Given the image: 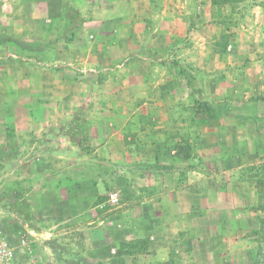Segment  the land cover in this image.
<instances>
[{"label": "crops", "instance_id": "crops-1", "mask_svg": "<svg viewBox=\"0 0 264 264\" xmlns=\"http://www.w3.org/2000/svg\"><path fill=\"white\" fill-rule=\"evenodd\" d=\"M99 6H103L100 19L96 10L88 19V11ZM67 7L85 18L81 28L86 34L92 32L86 30L87 25L95 24L100 39L108 33V39L116 41L121 33L110 31L111 26L124 25L127 49L122 51L119 42L92 53L80 49V55L75 49L82 59L72 65L91 81L87 75L100 77L109 70V62L131 55L125 71L121 75L115 71L116 77L109 78L112 82L119 76L116 84L128 89L121 100L120 123L108 108L117 100L108 89L89 96V88L97 89L103 83L67 84L61 69L52 68L61 64L65 49H74L71 46L79 38L71 43L61 39L69 20ZM0 8L8 9L0 15V33L11 38L0 42V54L10 56V66L14 58L25 55L19 76L0 64V147L7 145L8 133L25 138L11 150L21 169L11 165L3 171L1 187L20 195L31 207L32 212H26L28 220L19 225L22 230L43 241L56 232H66L64 225L80 230L85 259L65 255L68 264L84 260L88 264H242L243 210L221 201L223 196L238 194L233 179L217 181L204 172L191 177L188 158L175 150L181 138L193 140L191 130L177 133L169 128L160 133V126L136 128L140 119L150 116L154 120L157 114L148 108L151 101L138 97L147 72L132 54L137 52L134 42L147 37L137 28L146 27L147 19L167 39L184 34L191 23L206 39L210 32L232 34L237 21L258 25L256 29L264 33V0H0ZM37 12L43 19L36 18ZM6 42L18 43L20 53L7 50ZM30 43L39 47L31 49ZM54 50L59 59L47 61ZM8 76L13 78L6 81ZM77 87L81 91H75ZM67 88L72 95L66 94ZM91 102L93 108L82 119L73 115L76 108ZM157 102L161 100L154 97L152 104ZM82 133L89 148L76 142ZM113 169L120 173L114 174ZM114 186L120 188L122 202L104 207L100 197ZM30 214L39 226L32 223ZM13 216L16 228V212Z\"/></svg>", "mask_w": 264, "mask_h": 264}, {"label": "rangeland", "instance_id": "rangeland-1", "mask_svg": "<svg viewBox=\"0 0 264 264\" xmlns=\"http://www.w3.org/2000/svg\"><path fill=\"white\" fill-rule=\"evenodd\" d=\"M102 8L103 6L91 8L87 18L92 19L93 11L96 10L100 19ZM7 10L0 8V15L6 14ZM38 15L41 14L37 12L36 18L43 19L42 15ZM149 22L151 21L147 19L144 28L137 25L139 30L145 31L147 37L141 36L139 43L134 42L137 52L132 55L144 63L141 67L147 72L145 84H139L138 97L143 98L142 102L151 101L148 108L151 107L157 116L154 120L150 116L140 119L136 128L151 130V126H160V133H166L169 128H174L177 133L185 129L191 130L193 140L189 137L181 138L175 144V150L188 158V172L191 177L196 178L204 172L205 176L217 181L233 179L234 190L238 194L234 197L223 196L221 201H230L233 207L243 210L245 251L241 259L242 264H264V33L256 29L258 25H246L245 22L238 24L237 21L234 23L237 30L232 34L210 32L211 37L206 39L201 31H194L197 27L191 23L184 34L167 39L165 34H158V26ZM179 26L182 27V24ZM243 26L250 30H245ZM87 29L92 32L86 34L85 30L80 28L81 32L75 36L79 38L75 41L76 44L71 46L74 49H65L61 64L58 67L53 65L52 68L61 69L62 78L67 84H90L95 80L103 83L97 89L96 86L89 88V96L103 94L102 89H108L109 94L117 98L108 108L115 118L114 121L120 123L121 100L128 95V89L116 84L119 76L113 79V83L109 78L114 77L118 71L119 75L125 71L127 64L132 60L131 55L124 54L117 57L115 63L109 62V70L100 77L87 75L86 77H92L91 81L81 77L83 72L72 65L80 58L76 55V51L79 53L80 49H88L92 53L100 47L109 49V46L118 44L117 42L122 51L123 47L127 49L122 34L126 30L124 25H112L110 31L121 33V38L113 42L108 39V33L103 39L96 37L95 24H88ZM15 44L14 46L10 45V42L4 43L7 50L18 53L20 45ZM106 44L109 45L108 48ZM206 49L210 52H205ZM52 52L47 57L49 62L59 59L57 52ZM80 54L81 52L78 55ZM22 57L13 59L12 69L10 56L2 53L0 64L3 69L6 64L11 73L19 76ZM12 78L8 76L6 81ZM78 87L74 89L77 92L81 91ZM70 91L71 88H67L66 94L72 95L73 92ZM154 97L161 100L155 106L152 104ZM117 101L120 102L116 104ZM93 106V102L86 103L76 108L73 115L82 119L85 112ZM85 107L88 109L85 110ZM144 108H147V105ZM22 142H25V138L7 134L6 144L10 148L17 149ZM76 142L84 149L90 147L84 133L78 135ZM15 154L10 151L0 159V227L9 242L16 247V264H68L64 261L65 255L71 254L85 259L80 230L64 225L66 232L55 231L48 241H43L38 236L26 234L19 226L26 221V212H32L31 207L28 209L29 206L27 207L25 199L20 195L1 187V177H5L2 176L3 171L5 173L11 165L21 169V164L14 162ZM183 171H179L180 176ZM113 172L120 173L119 169H113ZM114 190L120 195L117 205H111L107 200L108 192ZM228 198L231 199L227 200ZM100 202L104 207L120 205V188L108 187L100 197ZM14 212L18 222L16 228L12 225L15 220ZM30 217L32 223L39 226L32 214ZM21 239H25L26 243L22 245ZM79 264L88 263L84 260Z\"/></svg>", "mask_w": 264, "mask_h": 264}, {"label": "trees", "instance_id": "trees-1", "mask_svg": "<svg viewBox=\"0 0 264 264\" xmlns=\"http://www.w3.org/2000/svg\"><path fill=\"white\" fill-rule=\"evenodd\" d=\"M67 16L69 17V20L67 24L64 25L62 31H61V39H63L66 43H71L76 39V34L79 32L83 22L85 21V18L72 7L66 8ZM11 38L3 35L0 33V42L10 40ZM39 45L36 43H30L31 49L38 48ZM13 148H10L8 144L6 146L0 147V159L4 158L6 153L10 152ZM28 220V219H26Z\"/></svg>", "mask_w": 264, "mask_h": 264}, {"label": "built area", "instance_id": "built-area-1", "mask_svg": "<svg viewBox=\"0 0 264 264\" xmlns=\"http://www.w3.org/2000/svg\"><path fill=\"white\" fill-rule=\"evenodd\" d=\"M107 200L111 205H117L120 201L119 192L114 190L107 194ZM21 244H25L26 240L21 239ZM15 246L9 242L0 228V264H16Z\"/></svg>", "mask_w": 264, "mask_h": 264}]
</instances>
